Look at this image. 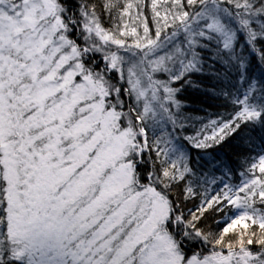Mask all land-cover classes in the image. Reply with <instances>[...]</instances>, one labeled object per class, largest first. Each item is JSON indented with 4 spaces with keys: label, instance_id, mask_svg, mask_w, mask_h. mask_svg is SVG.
I'll return each instance as SVG.
<instances>
[{
    "label": "snow or ice",
    "instance_id": "1",
    "mask_svg": "<svg viewBox=\"0 0 264 264\" xmlns=\"http://www.w3.org/2000/svg\"><path fill=\"white\" fill-rule=\"evenodd\" d=\"M0 264H264V0H0Z\"/></svg>",
    "mask_w": 264,
    "mask_h": 264
},
{
    "label": "trees",
    "instance_id": "2",
    "mask_svg": "<svg viewBox=\"0 0 264 264\" xmlns=\"http://www.w3.org/2000/svg\"><path fill=\"white\" fill-rule=\"evenodd\" d=\"M239 177H235L234 179H233V183H239Z\"/></svg>",
    "mask_w": 264,
    "mask_h": 264
}]
</instances>
